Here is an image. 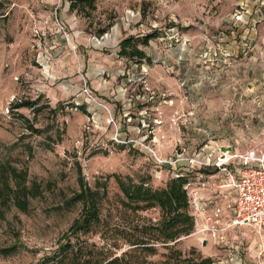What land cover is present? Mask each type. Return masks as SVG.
<instances>
[{
	"label": "rangeland",
	"instance_id": "obj_1",
	"mask_svg": "<svg viewBox=\"0 0 264 264\" xmlns=\"http://www.w3.org/2000/svg\"><path fill=\"white\" fill-rule=\"evenodd\" d=\"M66 5L67 0H0V161L27 167L42 190L27 212L11 206L0 220V264H40L56 247L80 213L72 197L81 176L92 187L107 183L109 206L121 195L110 173L164 186L162 173L172 168L159 167L143 144L163 158L179 150L176 145L162 156L155 136L165 118L188 131L184 119L196 111L187 105H207L208 97L210 105H228L226 117L234 119L246 117L252 106V121L235 120L240 123L226 127V137L250 131L256 144L264 142V0H98L90 17ZM128 8L141 19L122 30L119 44L129 35L155 32L148 45H140L150 60L121 56L120 45L92 38ZM177 87L184 91L178 103ZM87 88L110 111L89 99ZM25 100H37L39 110L13 107ZM165 105L180 108L172 114ZM26 119L39 131L28 128ZM198 127L193 122L192 130ZM215 131L216 126L210 130ZM116 133L126 142L116 141ZM166 140L163 135L162 148ZM244 231L243 263L264 264V241L255 228ZM175 247L186 256L210 257V264L230 259L192 233Z\"/></svg>",
	"mask_w": 264,
	"mask_h": 264
},
{
	"label": "trees",
	"instance_id": "obj_2",
	"mask_svg": "<svg viewBox=\"0 0 264 264\" xmlns=\"http://www.w3.org/2000/svg\"><path fill=\"white\" fill-rule=\"evenodd\" d=\"M98 0H67L68 9L90 17ZM112 24V23H111ZM102 29L100 34L106 31ZM155 32L129 35L120 42L119 55L150 60L140 45H148ZM37 100L17 102L14 108L30 107L38 111ZM85 110V107H79ZM13 109V108H12ZM24 116V115H23ZM31 130L39 131L28 119ZM59 140L61 134L59 132ZM81 171V165H80ZM115 177L121 195L116 205L109 206L107 183L98 181L90 186L80 177V188L72 201L81 204L79 215L58 239L56 247L46 253L40 264H210V257L197 259L186 256L175 247L183 236L193 233L196 225L188 184L190 175L172 176L164 186L153 187L147 180L131 175L110 173ZM40 184L29 178L27 167L10 160L0 161V220L15 206L27 212L31 200L41 195ZM157 209L158 216L148 215ZM98 238V239H97ZM173 243V244H171ZM161 249L167 250L161 252ZM160 255L161 259L152 257Z\"/></svg>",
	"mask_w": 264,
	"mask_h": 264
},
{
	"label": "built area",
	"instance_id": "obj_3",
	"mask_svg": "<svg viewBox=\"0 0 264 264\" xmlns=\"http://www.w3.org/2000/svg\"><path fill=\"white\" fill-rule=\"evenodd\" d=\"M140 19L139 11L128 8L106 31L92 38L108 47H118L122 30L130 29ZM85 92L89 99L108 109L90 89H85ZM260 132L264 135V127ZM114 138L118 142H126L118 133ZM202 144L190 154L178 139L177 146L182 148L169 158L161 157L149 145L143 146L150 151L159 167H174L172 176L190 175L192 180L188 189L196 219L192 234L198 235L205 243L211 239L233 259V254L241 255L243 247L236 234L238 228L251 226L260 235V242L264 241V148L259 156H253L232 153L227 147L221 149L217 143L215 149L208 148V142ZM211 167L214 169L207 170ZM263 253L264 245L261 244L259 254Z\"/></svg>",
	"mask_w": 264,
	"mask_h": 264
},
{
	"label": "crops",
	"instance_id": "obj_4",
	"mask_svg": "<svg viewBox=\"0 0 264 264\" xmlns=\"http://www.w3.org/2000/svg\"><path fill=\"white\" fill-rule=\"evenodd\" d=\"M124 36V34H123ZM149 55V54H148ZM143 72V71H142ZM174 89V94L176 96L174 97V100L178 103V96L181 95V92H184L183 89H180L179 87L173 88ZM173 94V93H172ZM98 99V98H97ZM99 100V99H98ZM219 101V99H217ZM205 102L207 105H187L188 109H192L193 112H195V117L194 113H191V115L188 118H185L184 121L187 124L189 130L191 131H186L182 132L176 129V127H173V122L175 121V118H165L162 120L164 121L166 128L164 129L162 122H160V125H158V130L155 136V139L158 140L159 142V151L162 156H165L167 151H170L171 153L174 151L175 146L177 145V140L180 139L183 142V148L187 150L188 153L193 154L195 153L199 148V145H201L203 142H208L209 147L211 148H216V143L217 145L222 149L223 147H231L232 153L236 154H251L253 156H259L261 151L264 148V142L259 146L256 144L254 140V134L250 131L247 132V134H241L238 133L237 135H232L229 137H226V127H229L230 125L233 126V124L239 122L235 120H241V123L243 122L244 124L248 125L249 122L252 121V106H249V110H247L245 113L247 114L246 117H243L239 115L237 119L234 118H228L226 117V111L228 110L227 106L228 105H210L211 101L208 99V97L205 98ZM213 102V101H212ZM107 106V104H105ZM166 110L170 111L172 114L174 111L179 110L180 105H165L163 106ZM108 110L110 111L109 107ZM226 110V111H225ZM241 112V110H238ZM170 114V115H172ZM240 114V113H239ZM233 114H231L232 116ZM237 116V115H236ZM189 122V123H187ZM196 123L198 125V130L195 132L192 130V124ZM240 123V122H239ZM171 126L172 128H169ZM216 126L218 131L215 132H210L211 129H213ZM210 133H216L214 134L213 137L210 136ZM222 133V136H221ZM165 136L166 139L169 140V143L162 148V136ZM247 135V137H245ZM251 135V136H250ZM264 137L262 133H260ZM218 136L217 138H214ZM166 140V141H168ZM245 144V146H244ZM179 148H182L180 146ZM209 150V149H208ZM220 153V151H217V154ZM216 155V153H215ZM172 168V167H170ZM214 168H208L207 170H213ZM174 171V167L172 168L171 171L165 170L162 175L166 180L172 177ZM229 191L228 188H223ZM246 227H241L238 228L236 231V234L239 238V241L243 242V247H242V253L240 256H236V254H233V259H220V261H217L218 264H244V259L247 254V248H246V232L244 231ZM260 241V240H259ZM209 243H213L214 245L218 246L219 252L222 254L227 255L228 253L226 250L222 249L220 245H217L214 241L209 239L206 244L209 245ZM240 257V258H239ZM246 264H251L247 263Z\"/></svg>",
	"mask_w": 264,
	"mask_h": 264
},
{
	"label": "water",
	"instance_id": "obj_5",
	"mask_svg": "<svg viewBox=\"0 0 264 264\" xmlns=\"http://www.w3.org/2000/svg\"><path fill=\"white\" fill-rule=\"evenodd\" d=\"M228 150H231V147H229V148H228ZM202 243L204 244V243H205V241H202Z\"/></svg>",
	"mask_w": 264,
	"mask_h": 264
}]
</instances>
